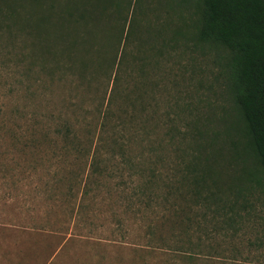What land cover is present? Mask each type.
Returning <instances> with one entry per match:
<instances>
[{
  "label": "trees",
  "instance_id": "trees-1",
  "mask_svg": "<svg viewBox=\"0 0 264 264\" xmlns=\"http://www.w3.org/2000/svg\"><path fill=\"white\" fill-rule=\"evenodd\" d=\"M43 4L0 0V37L14 30L32 37V54L21 59L32 64L45 63L48 52V86L66 87L76 116V122L48 117V133L89 156L84 196L99 178L116 176L107 173L114 164L141 181L149 201L160 197L157 185L166 200L190 201L188 222L201 226L213 213L216 233L238 231L256 215L264 203V0ZM210 53L225 68L226 104L193 120L191 103L181 105L177 95L160 117L159 97L172 95L170 76L185 81ZM184 112L190 117L182 119ZM159 125L164 139L155 137ZM166 142L177 161L164 173L161 165L172 164L159 151Z\"/></svg>",
  "mask_w": 264,
  "mask_h": 264
},
{
  "label": "rangeland",
  "instance_id": "rangeland-1",
  "mask_svg": "<svg viewBox=\"0 0 264 264\" xmlns=\"http://www.w3.org/2000/svg\"><path fill=\"white\" fill-rule=\"evenodd\" d=\"M31 41L19 30L0 37V264H264L262 202L238 231L216 233L213 213L207 211L201 226L188 222L190 201L166 200L165 187L157 185L160 197L150 202L141 181L114 164L107 173L116 176L99 178L84 196L89 156L48 133V117L76 122L65 102L70 94L61 85L48 86V52L45 63L21 60L32 54ZM224 70L210 53L185 81L172 74V95L159 97L160 117L167 101L176 106L177 95L181 105H192V116L184 112L182 119L226 104ZM175 78L181 93L175 92ZM156 130L155 137L164 139L165 130ZM160 149L172 163L161 165L162 171H173L175 148L166 142Z\"/></svg>",
  "mask_w": 264,
  "mask_h": 264
}]
</instances>
